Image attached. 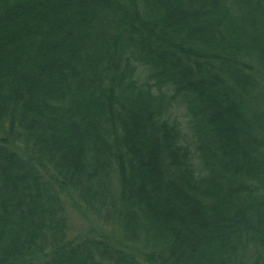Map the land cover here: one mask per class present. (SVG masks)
Returning a JSON list of instances; mask_svg holds the SVG:
<instances>
[{"label": "trees", "instance_id": "16d2710c", "mask_svg": "<svg viewBox=\"0 0 264 264\" xmlns=\"http://www.w3.org/2000/svg\"><path fill=\"white\" fill-rule=\"evenodd\" d=\"M0 264H264V0H0Z\"/></svg>", "mask_w": 264, "mask_h": 264}, {"label": "rangeland", "instance_id": "374dc122", "mask_svg": "<svg viewBox=\"0 0 264 264\" xmlns=\"http://www.w3.org/2000/svg\"><path fill=\"white\" fill-rule=\"evenodd\" d=\"M171 112L176 115L181 121V128L183 130L184 134H187L189 130L187 127V119L185 114H184V109L182 108L181 105H177L174 104L171 108ZM71 223L75 225V233L79 232V230L81 229L82 225L85 226L86 225V221L84 219H82L81 217L78 218V216L75 213L71 214Z\"/></svg>", "mask_w": 264, "mask_h": 264}]
</instances>
